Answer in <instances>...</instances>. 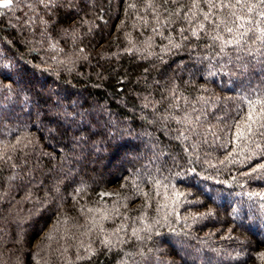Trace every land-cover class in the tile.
<instances>
[{"label": "trees", "instance_id": "16d2710c", "mask_svg": "<svg viewBox=\"0 0 264 264\" xmlns=\"http://www.w3.org/2000/svg\"><path fill=\"white\" fill-rule=\"evenodd\" d=\"M0 264H264V0L0 7Z\"/></svg>", "mask_w": 264, "mask_h": 264}, {"label": "snow or ice", "instance_id": "6c2138e0", "mask_svg": "<svg viewBox=\"0 0 264 264\" xmlns=\"http://www.w3.org/2000/svg\"><path fill=\"white\" fill-rule=\"evenodd\" d=\"M12 3V0H0V7L7 8Z\"/></svg>", "mask_w": 264, "mask_h": 264}, {"label": "rangeland", "instance_id": "374dc122", "mask_svg": "<svg viewBox=\"0 0 264 264\" xmlns=\"http://www.w3.org/2000/svg\"><path fill=\"white\" fill-rule=\"evenodd\" d=\"M103 195L106 196V195H108V193H104Z\"/></svg>", "mask_w": 264, "mask_h": 264}]
</instances>
